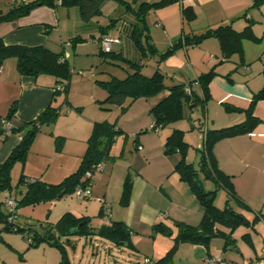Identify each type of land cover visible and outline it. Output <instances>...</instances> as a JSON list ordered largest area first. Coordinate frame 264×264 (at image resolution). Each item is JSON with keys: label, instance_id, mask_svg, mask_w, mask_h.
Returning a JSON list of instances; mask_svg holds the SVG:
<instances>
[{"label": "crops", "instance_id": "obj_1", "mask_svg": "<svg viewBox=\"0 0 264 264\" xmlns=\"http://www.w3.org/2000/svg\"><path fill=\"white\" fill-rule=\"evenodd\" d=\"M252 1L181 0L180 2L153 9L151 22L146 21L150 40L156 48L157 54L164 52L183 32H199L207 27H214L220 23L227 22H231L234 29L241 30L250 22L251 30L258 40L243 39V55L233 54L230 58L222 60L220 63L219 61L222 57L219 43L213 37L203 40L196 46H183L176 49L159 63L156 62L158 59L157 54L140 59V53L131 40L135 16L125 8L122 9L118 2L110 4V0L104 1L101 12L98 15L86 21L80 17L77 5L66 6L59 3L54 7L47 5L36 7L25 16L0 22V38L7 45H45L52 51H63L68 63L70 54L66 53L67 51L64 49L71 44L75 54V62L83 60V63L96 64L98 59L101 60L102 57L100 54L102 51V49L100 50V38L103 34L109 32L114 36L120 37V42L113 44L112 52L120 54L126 60L139 61L141 63H144L145 59L151 58L154 62L153 70L158 65L159 69L166 75V79L169 80L168 85L195 80L199 74L214 67L215 74L209 83L210 97L206 101L204 108L201 109V111L204 110L203 117H205L204 126L201 129L223 128L245 120L246 114L244 110L248 107L254 93L264 85V56L262 55L264 52V29L257 32V29H255L256 25L252 24L253 19L260 18L259 13L261 17H263L264 13L258 9L251 8ZM184 5L191 6L195 11V18L185 23H183L181 15V7ZM112 14H117L118 17L114 19ZM108 24H111L110 27H107L105 31H101V27H105ZM78 36L83 39L76 41L75 38ZM88 40L91 41L87 42ZM84 41L93 43L90 44L91 47L88 51L80 48L85 45ZM108 62L112 63L111 61ZM114 65L124 69L126 64L118 65L114 63ZM124 72L126 74V71ZM95 87V84L85 85V91L89 92V94L85 93L84 100H87V94L91 100L99 97L105 98L106 91L102 93L100 92L101 90ZM92 89H96L97 93L92 92ZM194 90L197 94L202 95V90L198 83ZM54 91L55 79L53 76L49 74H40L36 77L22 75L17 70L16 58L13 56L6 57L0 66V129L4 127L5 121H9L11 126L16 128L22 123L34 120L49 103H59L61 101L59 97L51 101ZM167 93L168 91L166 90L153 97L137 98L139 101L135 102V100L130 103L123 114V116H127L125 122L129 125L121 123L116 126L123 132V141L133 134L132 141L135 150L143 152V155L145 154L144 156L147 157H150L151 154H157L161 159V163H163L157 167L161 169L159 174H162V177L158 180L152 179V181L139 172L140 166L143 165L145 167L147 163L137 153L131 156L130 161L132 167L135 168L134 174L136 176L132 177L130 175L132 187L128 203L126 205L121 203V195L120 197L110 195L107 186L101 197L97 196L96 199L99 201L98 216L102 217L103 214H111L112 219L110 222L97 226L91 224V227L97 230V228L110 226L112 221H122L128 231V241L118 243L99 234L87 235L89 236L87 240L88 244L91 245L90 249L92 252V256L86 258L89 264H141L145 256L157 261L175 243L174 237L177 233V227L174 222L180 221L189 225H197L201 220L203 207L190 185L180 178L175 168L178 157H180L179 153L176 150L165 151V139L169 132L166 130L163 134L157 130L156 132H148L143 135H138L137 132L144 126H150L151 128L154 119L149 110ZM71 105L74 104L67 98L66 105L61 107V109L65 108L66 115L57 116L56 122L54 125L52 124L51 131L49 129L46 132H37L24 162L16 161L13 164L10 170V177L15 167H19L17 165H21V175L25 178L39 179L48 184H57L66 177L65 162L68 154L66 146L63 145L61 149L62 152L63 150L67 151L66 153L64 152L65 158H61L59 167L56 166L50 173L45 172L41 168L39 159H36V162L37 166L40 165V168L32 169V163L35 162L32 161V153L34 149H38L40 151L47 150L48 153L52 154L55 145L52 135V132H54L53 126H55L54 130L59 132L56 129L65 120L71 123V129L69 130L71 131V136L75 135V138L82 142L80 150H72L76 152L77 158L82 156L81 154L86 148L84 143H86L90 134L91 125L96 120L93 121V118L82 119L80 114L69 110L68 106ZM191 106L193 107V105ZM234 107L239 110L231 109ZM8 113H11V119H7ZM196 114L194 112L185 113L183 121L190 123L193 131L197 128L202 137L200 129L202 124ZM253 114L259 121L250 132L223 138L214 144L212 151L218 168L231 176L235 192L233 197L237 205L246 211L254 212V217L258 216L255 221L259 220L260 224L255 233L260 237L261 251H257L250 233L246 231L241 234L242 239L252 245L254 252L246 249L248 247L235 250L236 246L231 243L229 245L232 246L228 247L230 250L227 254L228 258L224 253L228 245L226 246L225 242L223 245L222 238L217 239L214 237L219 236H214L210 238L207 244L188 241L177 242L171 259L162 264H210L207 261V257L213 254H221L222 257L234 264H251L257 260L264 263V99H260L255 103ZM73 118L74 122L72 123ZM176 126L174 123L168 128L174 129ZM179 128L183 130L185 127L180 126ZM24 132L25 128H22L19 131L8 133L4 138L0 136V162L4 161L10 151L19 143ZM136 144H140L142 148L137 149ZM54 156L57 162L59 157H62V154L55 151ZM112 156L113 158L116 157ZM41 161L43 163V160ZM192 164L198 168V163L192 162ZM47 165L51 166L50 163H47ZM42 177L46 179L44 180ZM107 184L108 181H106ZM11 185L13 189L9 190V193L16 195L17 198H20L26 191V183H16L14 185L11 182ZM3 191L7 193V190ZM91 192L90 198L84 200L89 205L92 204L91 201L94 196L92 187ZM58 195L52 199L34 204H21L19 206L20 211L21 208L25 207L28 210L17 212L18 219L21 218L22 223H19L17 218L15 220L16 223L21 227L31 228L27 222L31 221L32 213L36 207L37 210L40 209L43 214H46L47 220L45 221L50 224L55 223L65 212H71L76 216H88L91 221L92 217L88 215L86 208L82 210L79 206L71 207L70 204H63L65 193L61 197H58ZM108 201L113 204L112 207L107 204ZM103 204L109 207V211L108 213L103 211L100 214V208ZM56 205H58L57 207L60 210L56 221L51 223L48 218H50L52 213L51 208H55ZM0 209L5 212L4 202L3 205L0 204ZM159 222L171 228L170 235L153 229V225ZM39 226L37 230L42 231L43 226ZM1 229L2 224L0 223ZM30 230L33 231V228ZM152 230L153 234L150 233ZM222 230L229 232L226 227ZM141 236H144L142 240ZM22 238L24 237L22 236ZM1 239L0 241L4 248L0 249V264H10L12 255L18 252L23 254L22 261L24 262L22 264H63L60 251L53 245L41 243L33 247L28 245V241L27 244L19 242L18 245H14L12 241ZM61 240L63 241L69 264H82V260L85 257H83L84 255L78 257L76 253L77 245L73 243V238L71 236L62 237ZM101 241L104 243L103 249L97 246ZM106 242L110 244L106 245ZM68 246L73 249L71 255L68 253ZM82 248V252L85 254V246ZM126 250L134 252L135 256L124 254L123 252ZM34 252L41 253V258L38 260L30 259L29 253L31 255Z\"/></svg>", "mask_w": 264, "mask_h": 264}, {"label": "trees", "instance_id": "obj_2", "mask_svg": "<svg viewBox=\"0 0 264 264\" xmlns=\"http://www.w3.org/2000/svg\"><path fill=\"white\" fill-rule=\"evenodd\" d=\"M57 1L58 0L11 1L6 9L0 8V22L25 16L29 14L32 9L42 5L54 7L58 4ZM59 1L60 4L66 6L77 5L80 17L82 20L86 21L101 12L102 4L106 0ZM116 1L135 16V23L132 25L131 40L140 53V59L157 54L156 48L151 42L148 33V25L145 20L146 14L150 10L180 2L181 0L141 1L136 6L125 0ZM254 4H257L256 0H254ZM181 15L183 23L189 22L195 18V11L191 6L184 5L181 7ZM110 25L111 24L101 27V31H105ZM117 37L120 42V37ZM211 37L217 39L219 43L221 60H226L233 54H238L239 56L243 55V39L258 40L251 30L250 22L241 30L234 29L231 22L220 23L217 26L207 27L199 32H183L164 52L157 54L158 59L156 62L159 63L163 61L166 56L173 53L176 49L183 46H196L203 40ZM75 39L76 41H80L83 38L78 36ZM100 54L105 60L111 61L112 63L114 62L118 65L126 64L125 67L123 66L126 70L124 77L111 76L107 80H97L98 84L106 91L105 98L100 101L102 108H106V105H117L124 110L126 108L124 104L128 98L133 101L139 97H153L166 90L168 91V93L162 96L149 110L154 119V123L151 127L153 129L164 127L169 123L182 119L184 117V108H190L192 107L191 105L195 107L199 104L201 108H204L206 101L210 97L209 83L215 74L214 67L199 74L195 80L168 85L165 82L166 75L159 69L158 65L155 66L151 75H146L142 72L145 63L126 60L120 54H116L112 51H101ZM10 56L16 58L17 70L22 75L36 77L40 74H49L53 76L55 79V91L53 92L51 101L56 100L59 96H62V98L59 103H49L34 120L22 123L16 128L11 126L8 133L19 131L22 128H25V132L22 134L19 143L10 151L6 159L0 162V191L13 189L10 177V170L13 164L16 161L24 162L37 132L40 131L44 124L53 123L62 105H66L68 85L72 75V69L64 57L63 51L55 52L45 45H7L4 44L0 38V66L3 60ZM195 81L200 86L202 95L197 94L195 90L192 91L191 94H187L184 91V86L186 84H191ZM260 99H264V85L254 93L248 107L244 110L246 114L244 121L223 128L204 130L200 127L202 132V144L199 147L200 159L198 168L186 161L188 144L184 140V131L174 128L171 133L167 135L165 139V151L170 152L176 150L179 153L180 157L176 162L175 168L180 178L186 181L195 193L199 203L203 207V214L197 225H189L180 221L174 222V225L177 227V233L174 237L175 243L163 257L155 261L156 264H162L171 259L177 242L188 241L191 243L207 244L210 238L219 236L225 239V245L227 246L233 243L230 232L236 227L240 225H253L258 216H255L252 220H248L242 213L237 212L227 204L222 208L215 205L214 197L218 186L227 190L228 194L231 196H235V192L231 182V176L218 168L212 149L217 141L238 134L248 133L255 127L259 120L253 114V108L255 103ZM231 109L239 110L236 107ZM11 117V113H8L7 119H11ZM8 133L5 132L4 127L0 129V136L2 138ZM122 133V130L116 127L115 122L107 120L93 122L86 141V148L81 156L78 168L57 184H48L35 178H31L33 180L28 181V178L21 175L17 184L26 183V191L20 198L14 195L18 207L21 204H34L52 199L61 191H64V193H73L77 185H84L90 182L91 177H86L85 172L87 170H92L93 165L109 157H113L110 154L112 145L116 137ZM200 172L206 179L215 182L217 187L206 190L198 178ZM131 187L132 181L128 172L123 182L120 197L123 205L128 203ZM102 212L103 208L101 207L100 214ZM7 215L8 211L6 207L5 212L0 209V223L2 224V229L0 231L21 233L28 241L29 246L35 247L41 243L55 246L61 253L63 264H69V262L66 258L64 244L61 240L62 237H68L71 234L86 236L95 233L118 243L128 241V231L122 221H112L110 226L97 228V230H95L96 228L91 227L90 217L76 216L71 212H65L55 223L43 226L42 231L37 229H33L32 231L30 230L31 228L19 226L16 221L12 224L8 223ZM220 225L228 228L229 232L222 230L219 227ZM70 228L74 229L73 232H70ZM153 229L160 230L167 235L171 234V228L162 222L155 223ZM26 232L32 233L29 237L30 239L25 235Z\"/></svg>", "mask_w": 264, "mask_h": 264}, {"label": "rangeland", "instance_id": "obj_3", "mask_svg": "<svg viewBox=\"0 0 264 264\" xmlns=\"http://www.w3.org/2000/svg\"><path fill=\"white\" fill-rule=\"evenodd\" d=\"M129 3H131L132 5H138L141 1L144 0H125ZM257 4H254V0L252 1L253 4L251 5V8H255L258 9L259 11H262L264 13V0H256ZM11 2V0H0V8L2 9H6L5 7L9 5V3ZM114 2H117L116 0H110V4H114ZM116 4V3H115ZM259 7V8H256ZM108 8V7H107ZM122 9H124V6H122ZM261 12V13H262ZM152 10H150L147 14H146V21H149V23L152 20ZM243 16V15H242ZM260 18H255L252 21V24H255V29H257L256 31L259 32L261 30L264 29V14L263 17H261V14L259 13ZM118 16L117 14H112V18L116 19ZM243 19V17H242ZM260 24V26H259ZM91 40H88L87 42H90ZM252 42V41H251ZM85 45L83 47H80L81 49H84V51H88V49L91 47L90 44L93 43H86L85 41L83 42ZM100 46V45H99ZM71 44L70 46L68 45L64 50H66V53L70 54L69 57V65L72 69V75L70 77L69 80V85H68V94H67V98L69 101H71L72 104L76 105H71L68 106L69 110H72L73 112H76L78 114L81 115L82 119H90L93 118V121H102V120H107V121H111V122H115L116 126H118L119 124L123 123V125H129L125 122V119L127 118L126 115L123 116V114L125 113L126 108L130 105V103L134 102H138V99H135L133 101L130 100V98H128L125 101V109L122 110L119 106L117 105H106V108H102L101 107V103L100 101L103 99V97H99L96 98L95 100H91L88 97L89 92H86V88L85 85L86 84H95V88L101 90L100 92L105 93V90L98 84L97 80H105V79H109L111 75H116L118 77H122L125 75L126 70L118 68L114 65V63H110L107 60H104V58L101 57V60L98 59V62H96V64H89L88 62L83 63V60L75 62V54L71 48ZM101 50V47H100ZM97 51V50H96ZM87 53V52H86ZM262 55L264 56V52L262 53ZM106 58V57H105ZM262 59V58H261ZM79 60V59H78ZM222 60L219 61V63ZM144 67L142 72L146 75H151L153 72V65L154 62L152 61V59H145L144 60ZM124 70V71H123ZM82 72L84 74L79 73ZM87 82V83H85ZM165 82L168 84L169 80L166 79ZM99 86V87H98ZM93 90V89H92ZM92 92H94L95 94L97 93V90L94 89ZM85 93L87 94V100H84V96ZM62 96H59V99L61 100ZM140 100H144V99H140ZM76 103V104H75ZM83 103V104H81ZM67 108V107H66ZM64 109V110H63ZM59 111L58 115L60 116H64L66 115V110L65 108H63ZM201 106L198 104L197 106H193L190 108H184V114L185 113H197L196 117L199 119V121L201 122L202 126H204V121H205V117H203V113L204 110L201 111ZM57 115V116H58ZM56 121H54L53 123L50 124H44L41 129L40 132H46V131H50L52 130V124L54 125ZM63 122V123H62ZM59 124V128H57L56 130L59 132H56L54 130L55 126H53V131L52 135L54 137V142L55 145L53 147L52 150V154L48 153L47 150L44 151H40L38 149H34L33 153H32V161H35L32 163L33 168L32 169H39L40 165L37 166V162L36 159H39V161L41 162V168L44 169L45 172H52L53 169H55V167H59L60 162L59 160L61 158H65L64 156H66L64 154V152L66 153V150H63V152L61 151L63 145L66 146L65 148L68 150V154H67V160L65 162V169L67 171V175H69L70 173H72L73 171H75L80 163L81 160V156H78L77 158V154L74 150L79 149L80 147H82V142L78 139L75 138L74 136H71V131H69L71 129V123L68 121H62ZM74 122V118L72 120V123ZM177 125L178 127L183 126L185 127L184 129V140L187 142L188 144V150H187V158L186 161L187 162H194V163H199V159H200V151H199V147L202 144V137L200 136L201 134L198 132L197 128L193 131L191 129V125L190 123H187L185 120L183 121L182 119H179L175 122L169 123L167 125H165L164 127H160L157 130L162 132L163 134L165 133V131L167 130L169 132V134L171 133V131L173 130V128H168L170 126H172V124ZM73 126V124H72ZM92 126V125H91ZM176 126V128H178ZM74 127V126H73ZM165 129V130H164ZM180 129V128H179ZM157 130L150 128V126H144L143 128H141V130L139 129L138 135H143L145 133L148 132H156ZM168 134V135H169ZM132 137L133 134L129 137L128 139L123 141V136L118 135L112 145L111 148V155L116 156L115 158L113 157H109L106 160H104V170H98V169H93L92 170V176L90 178V182H91V187L94 190V196L93 199L91 201V205L87 204L86 201L84 200H79L75 197L74 194L72 193H65V195L63 196V204H70L71 207H81L82 210H84L86 208V211L88 213V215H91L92 219L90 221V224L97 226L100 224H105L106 222H110L111 218V214H103L102 217L98 216L97 211H98V205H99V201L96 199L97 196L101 197V194L104 193L106 186H107V190L108 193L111 195H115V196H119L122 193V186H123V182L124 179L127 175V173L129 172L130 175L136 176L135 173V168L132 167V165L130 164L131 161V156L135 155L137 153H139L140 158L143 161H146L147 165L145 167L140 166L139 168V172L143 173V175L147 178H150L151 180H158L160 177H162V174H159L161 172L160 168H157L158 166H161L163 163H161V159L157 156V154H151L150 157L144 156L143 152H139L138 150H135L133 148V141H132ZM188 139H192V141L190 142V140ZM195 141V142H194ZM84 145H86V143H84ZM44 146V145H42ZM46 147V146H45ZM74 149V150H72ZM58 152L62 154V157H59V159L55 160V156L54 153ZM83 151V150H81ZM85 151V150H84ZM50 152V151H49ZM84 152H82L81 155H83ZM42 154V155H40ZM121 154V155H120ZM120 155V156H119ZM42 156V157H41ZM179 158V157H178ZM43 160V163L42 161ZM47 163H50L51 166L47 165ZM22 164V163H21ZM19 167H15V169L11 172L12 176H11V182L12 184H16L19 180V177L21 175V165H17ZM47 166H49V168H47ZM39 167V168H38ZM197 167V166H196ZM160 169V170H159ZM131 171V172H130ZM154 177V178H152ZM44 180L46 179L45 177H42ZM198 178L202 184V186L207 190V189H214L217 187V184L215 182H213L210 179H206L202 173L198 174ZM106 181H108V184L106 185ZM153 181V180H152ZM7 193L9 194V190H7ZM6 193V191L0 192V204L3 205V202H5L6 197L8 196V194ZM60 194V193H59ZM215 197H214V203L216 206L222 208L224 207L226 204L228 206H232L234 209H236L237 211H242L243 215H245V217L248 220H252L254 218V212L251 211H246L244 209H242L241 206L237 205V203L235 202V199L233 196L229 195L227 190H225L223 187H217L216 193H215ZM14 195V194H12ZM87 200V199H85ZM82 201V202H79ZM109 206H113V204L108 201L107 203ZM59 205V204H58ZM56 205V207H52L51 209V216L50 218H48L50 220L51 223H53L54 221H56V217L58 216V211L60 210V208H58ZM5 206V204H4ZM25 207V206H22ZM110 207V209H112ZM24 210H28L27 207L25 208H21V211L24 212ZM20 211V207H18V212ZM20 211V212H21ZM17 215V214H16ZM18 219V215L16 217ZM46 218V214H43L41 212V210H37L34 209V212L32 213V218L31 221L27 222L28 226H30L33 229H38L40 226H47L50 223H47L48 221ZM259 220L254 222V225H250V226H244V225H240L238 227H236L232 233H231V237L234 240L233 244L236 246L235 250H237L238 248H246L248 250H250L251 252H254L253 247L251 244H249L248 242L244 241L242 239L241 234L248 231L250 233V236L252 238V242L255 243V247L257 249V251H261V240L259 235H256V230H258L259 228V224L260 222H258ZM19 223H22V219L19 218L18 219ZM221 229H225L224 226L220 225ZM151 234H153V230L150 232ZM71 236V238H73V243L75 245H77V249H76V253L78 254V257L84 255L83 257H85V259L82 260V264H89V261H86V258H89L92 256V252L90 249V246L88 244V238L89 236H84V235H78V234H71L69 235ZM0 237L4 238L5 240H9L12 241L14 243V245H18L19 242H24L27 244V240L26 238H22V234H20L19 232H7V231H0ZM144 238V236H141V240ZM214 238H222V237H214ZM1 240V239H0ZM222 242L224 245L225 239L222 238ZM110 244L106 242V245ZM83 246H85V254L82 252L83 251ZM101 249H103L104 247V243H101L99 245ZM96 246V247H97ZM232 245H228L225 250V256H227V254L230 252V250L228 249V247H230ZM3 244L0 241V249H3ZM68 253L71 255L72 254V247L68 246ZM124 254H129L130 256H135V253L130 251V250H126L125 252H123ZM120 254V253H119ZM22 252L21 253H14L11 257V261L10 264H22L24 261H22ZM30 257V259L33 260H38L41 258V253H37L34 252L30 255H28ZM143 257V256H142ZM229 258V257H228ZM240 258V257H239ZM234 264V263H233Z\"/></svg>", "mask_w": 264, "mask_h": 264}, {"label": "built area", "instance_id": "obj_4", "mask_svg": "<svg viewBox=\"0 0 264 264\" xmlns=\"http://www.w3.org/2000/svg\"><path fill=\"white\" fill-rule=\"evenodd\" d=\"M14 2H23V1H27V0H11ZM57 3L59 4L60 1L58 0ZM119 42V38L117 36L112 35L111 33H105L101 36L100 38V44H101V49L104 52H110L112 50V46L115 43ZM79 73L84 74L82 72L79 71ZM197 82H193L191 84H186L184 86V91L187 94H191L192 91H194L195 87H196ZM152 127V125H151ZM4 128H5V132L8 133L10 128H11V124L9 121H5L4 123ZM157 130V129H155ZM137 149H141V145L140 144H136ZM93 169H98V170H103L104 169V162L101 161L99 163H97L96 165H93L92 170ZM92 170H87L85 172V176L86 177H91L92 176ZM28 181H31L33 179L28 178ZM91 184L90 182H87L84 185H77L73 191L72 194L75 195L76 198L80 199V200H85L90 198L91 196ZM5 207L7 208L8 211V215H7V221L8 223H15L16 220V214L18 212V204H17V200L16 197L14 195H12L11 193L8 194V196L5 199ZM103 211L107 212L109 211V207L105 204H103L102 206ZM31 232H26L25 235L28 236V238L31 236ZM30 239V238H29ZM207 261L210 264H233L232 262H230L229 260L225 259L224 257H222L221 254H213L207 257ZM141 264H156L155 261H153L152 259H150L149 257H143ZM251 264H264L263 261H253Z\"/></svg>", "mask_w": 264, "mask_h": 264}, {"label": "water", "instance_id": "obj_5", "mask_svg": "<svg viewBox=\"0 0 264 264\" xmlns=\"http://www.w3.org/2000/svg\"><path fill=\"white\" fill-rule=\"evenodd\" d=\"M196 183V182H195ZM64 191H61L60 194L58 195V197H61L63 195ZM73 228H70V232H73Z\"/></svg>", "mask_w": 264, "mask_h": 264}]
</instances>
